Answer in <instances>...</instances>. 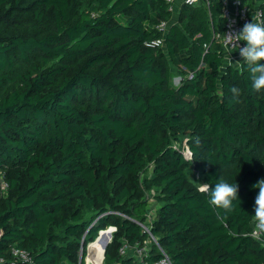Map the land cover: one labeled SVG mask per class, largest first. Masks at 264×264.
<instances>
[{
  "label": "trees",
  "instance_id": "trees-1",
  "mask_svg": "<svg viewBox=\"0 0 264 264\" xmlns=\"http://www.w3.org/2000/svg\"><path fill=\"white\" fill-rule=\"evenodd\" d=\"M220 11V0L182 3L163 31L167 0H0V264H27L12 248L33 264H84L108 225L103 264H130L119 247L149 233L147 261L161 249L172 264H264L250 235L264 220L253 187L264 91L243 60L223 68ZM155 37L164 48L144 45ZM193 169L238 184L231 211L190 182Z\"/></svg>",
  "mask_w": 264,
  "mask_h": 264
},
{
  "label": "built area",
  "instance_id": "built-area-1",
  "mask_svg": "<svg viewBox=\"0 0 264 264\" xmlns=\"http://www.w3.org/2000/svg\"><path fill=\"white\" fill-rule=\"evenodd\" d=\"M173 0H167L170 4ZM201 0H183V3L189 6L196 5ZM205 1V0H204ZM221 1V11L220 15L223 19L222 23V31L215 33V38L221 44V47L224 51V61L227 64H239L240 60L243 58L240 56L239 47H242L246 42L243 40H237L236 33L243 27L245 22L251 21L252 18L262 22V14L261 10L257 7L251 8L244 0H220ZM207 2V0H206ZM166 22H160L156 25L158 30L165 31L166 29ZM229 41H232L231 44V53L229 56ZM144 45L149 48L157 49L162 47L163 45V37H155L148 39L144 42ZM4 182V181H3ZM3 186H6V183H3ZM264 223V220H258L253 224L252 230L250 235L257 240H262V230L261 225ZM113 229V228H111ZM144 229L148 231V228L144 226ZM150 237L145 239L142 244H134L128 245L125 242L119 247V254L120 255H128L132 257L133 260L130 264H172L170 258L167 256L165 252L161 251V256L153 261H147L146 256L149 253V244L150 240H153L155 243L156 241L149 233ZM157 244V243H156ZM12 254L14 257L27 262V264H33V260L31 255L28 251L21 249V248H12ZM82 250L80 251V253ZM99 253V252H98ZM100 254V253H99ZM102 256L99 255V260L104 259L101 258ZM88 260L89 264H99V262L95 263L94 260L91 258L89 253L86 256L84 255V264L87 263ZM13 264V263H11Z\"/></svg>",
  "mask_w": 264,
  "mask_h": 264
},
{
  "label": "clouds",
  "instance_id": "clouds-1",
  "mask_svg": "<svg viewBox=\"0 0 264 264\" xmlns=\"http://www.w3.org/2000/svg\"><path fill=\"white\" fill-rule=\"evenodd\" d=\"M237 40H243L246 43L239 47L240 56L243 58L244 66L250 74L252 89L264 91V22L254 18L245 22L243 27L236 33ZM232 41H229V56ZM234 93L238 92L237 87H233ZM253 187L259 189L255 196V213L258 218L264 219V178L256 181ZM210 204L222 208L225 211H231L234 207V201L238 198V184L229 182V180L220 178L210 186L204 184L203 190H208Z\"/></svg>",
  "mask_w": 264,
  "mask_h": 264
},
{
  "label": "rangeland",
  "instance_id": "rangeland-1",
  "mask_svg": "<svg viewBox=\"0 0 264 264\" xmlns=\"http://www.w3.org/2000/svg\"><path fill=\"white\" fill-rule=\"evenodd\" d=\"M162 48H164V45H162ZM226 65H227V63H226V61H224L223 68ZM235 65H238V64H235ZM180 78L181 77H180L179 74H174L173 77H172V85H176L179 82ZM183 145H184V139L182 141V145L181 146L184 147ZM148 173L149 172H147V174ZM202 178H203L202 171L201 170H198V169H193V171L189 174V180H190V182H192L193 184H195V186H197V187L198 186H201V185H204L203 181L201 180ZM0 191H1V193H4L5 189L1 186L0 187ZM145 198L147 199V203H148L147 209H146V215H147L148 219H150L156 213V210H157L159 204L154 199L153 192L150 189L145 192ZM111 228L112 227L110 225H108L105 228H103L102 230H100L98 232V235L93 240H91L90 242H88L86 244L85 251H82V252H85L86 253V256L89 253V255H91V258L94 260L95 263L99 262V264H103V259H100L99 260V255H100L99 253L102 251L104 239L105 238H108V234L109 233H110L109 240L111 239V234H112V231L114 230V229H111ZM104 234H106V236ZM100 237L101 238L103 237L101 239L100 246H98L100 248L95 251V249L93 248V245H94V243L97 240H99ZM94 251H95V253H94ZM82 252H81V254H82ZM86 262L87 263H85V264H89L88 263V260Z\"/></svg>",
  "mask_w": 264,
  "mask_h": 264
},
{
  "label": "crops",
  "instance_id": "crops-1",
  "mask_svg": "<svg viewBox=\"0 0 264 264\" xmlns=\"http://www.w3.org/2000/svg\"><path fill=\"white\" fill-rule=\"evenodd\" d=\"M264 0H251V4L253 9L257 8L259 6V4L261 2H263ZM183 3V0H173L172 3L170 4V10H171V18L170 20L166 23V26L168 27V25L171 24H178V18H179V14H180V8L181 5ZM247 3V2H246ZM220 27V26H219ZM221 28H222V24H221ZM222 31V30H221ZM220 31V32H221ZM225 56V55H224ZM103 238V237H102ZM101 237L98 240V246H100L101 244ZM100 247H98L96 250H98Z\"/></svg>",
  "mask_w": 264,
  "mask_h": 264
},
{
  "label": "water",
  "instance_id": "water-1",
  "mask_svg": "<svg viewBox=\"0 0 264 264\" xmlns=\"http://www.w3.org/2000/svg\"><path fill=\"white\" fill-rule=\"evenodd\" d=\"M109 237H110V233L108 234V238H105V239H104V242H103V250L100 252V255L102 256L101 258H103V256H104V249H105V246H106L107 243L110 241V240H109ZM81 256H82V254L80 253V254H79V260L81 259Z\"/></svg>",
  "mask_w": 264,
  "mask_h": 264
},
{
  "label": "bare ground",
  "instance_id": "bare-ground-1",
  "mask_svg": "<svg viewBox=\"0 0 264 264\" xmlns=\"http://www.w3.org/2000/svg\"><path fill=\"white\" fill-rule=\"evenodd\" d=\"M105 236H106V234H104ZM102 250H103V248H102ZM94 253H95V251H94Z\"/></svg>",
  "mask_w": 264,
  "mask_h": 264
}]
</instances>
